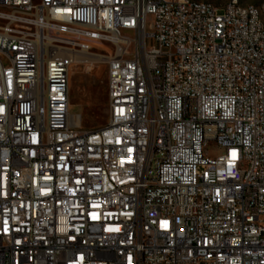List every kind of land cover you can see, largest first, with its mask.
Instances as JSON below:
<instances>
[{"label": "built area", "instance_id": "2783aa9c", "mask_svg": "<svg viewBox=\"0 0 264 264\" xmlns=\"http://www.w3.org/2000/svg\"><path fill=\"white\" fill-rule=\"evenodd\" d=\"M0 7V28L25 24L29 36L18 47L0 35V264H264V24L254 4ZM38 10L60 23L43 27ZM92 25H102L96 39L110 36L100 47L108 117L84 128L69 105L71 53L47 51L87 41Z\"/></svg>", "mask_w": 264, "mask_h": 264}, {"label": "rangeland", "instance_id": "374dc122", "mask_svg": "<svg viewBox=\"0 0 264 264\" xmlns=\"http://www.w3.org/2000/svg\"><path fill=\"white\" fill-rule=\"evenodd\" d=\"M187 1V0H185ZM210 1L216 5L226 3L228 0H194ZM243 4L259 5L264 0H239ZM94 42V41H93ZM110 45L108 41L96 40V45H90V50L83 60L74 64L69 82V105L73 112L81 117L84 128H97L106 123L108 117L106 99L107 68L104 50L100 47ZM113 52H117L113 44ZM91 53V54H90ZM93 54H98L96 59H89ZM89 59V60H88ZM92 60V61H91Z\"/></svg>", "mask_w": 264, "mask_h": 264}, {"label": "bare ground", "instance_id": "6f19581e", "mask_svg": "<svg viewBox=\"0 0 264 264\" xmlns=\"http://www.w3.org/2000/svg\"><path fill=\"white\" fill-rule=\"evenodd\" d=\"M231 1V5H238V0H228ZM185 2H196L194 0H187ZM202 4H206L208 7H219V5L214 4L210 1H200ZM226 5V3L221 4ZM254 9L257 13L258 24H264V3L259 5H254ZM1 14V7H0ZM18 17H25V9H17ZM38 17L41 19V24L43 27L55 28L57 23H60V16H55V12H46V10H38ZM102 33V25H92L90 26L89 34H87V41H74L72 45V40H60L58 45L55 43H48L47 58H54L55 53H71V61L77 63L79 60H83L87 56L90 50V42L96 39V35ZM0 35H8L13 42L16 43L18 47H27L29 45V36L26 34L25 24H11L9 28H0ZM96 40L108 41L110 42L109 34H102V37H98ZM117 52L121 51V42H114ZM39 52V43H31L30 54H37ZM81 52V53H79ZM87 52V53H86ZM91 54V53H90ZM98 54H93L89 59L99 60ZM88 59V60H89ZM92 61V60H91ZM40 77H51V70L46 69V67H39ZM158 134V127H149V135ZM210 153L213 155H224L226 154V147L218 145H210Z\"/></svg>", "mask_w": 264, "mask_h": 264}]
</instances>
